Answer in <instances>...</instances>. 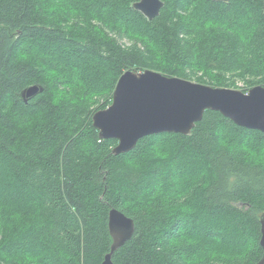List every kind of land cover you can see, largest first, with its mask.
Returning <instances> with one entry per match:
<instances>
[{"label": "trees", "instance_id": "obj_1", "mask_svg": "<svg viewBox=\"0 0 264 264\" xmlns=\"http://www.w3.org/2000/svg\"><path fill=\"white\" fill-rule=\"evenodd\" d=\"M136 1L0 0V264H101L113 208L136 225L115 264L263 257V131L206 110L114 154L93 115L131 69L264 86V0H163L153 20Z\"/></svg>", "mask_w": 264, "mask_h": 264}, {"label": "water", "instance_id": "obj_2", "mask_svg": "<svg viewBox=\"0 0 264 264\" xmlns=\"http://www.w3.org/2000/svg\"><path fill=\"white\" fill-rule=\"evenodd\" d=\"M164 4L163 0H138L133 7L153 20ZM37 91L38 87L32 86L27 95L33 96ZM206 110L220 111L239 126L264 132V86L257 85L245 92L172 77L152 69H131L118 79L111 105L94 113L93 125L101 138L118 140L113 153L122 154L133 150L149 135L190 134ZM260 223V244L264 249V213ZM135 228L131 217L118 209L110 210L113 243L101 264H115L113 255L132 238ZM257 264H264V254Z\"/></svg>", "mask_w": 264, "mask_h": 264}, {"label": "rangeland", "instance_id": "obj_3", "mask_svg": "<svg viewBox=\"0 0 264 264\" xmlns=\"http://www.w3.org/2000/svg\"><path fill=\"white\" fill-rule=\"evenodd\" d=\"M119 14H123L126 18H128L129 20H131V22H133V20H132V16H131L130 14L125 13V12H122V11H120ZM135 24H137V26H144L140 21H138V22L136 21ZM144 29H146V27H144ZM54 56H55V55H54ZM240 85H241V84H240ZM0 186H1V185H0ZM1 191L3 192V190H1V188H0V192H1ZM215 222H216V221H215ZM241 223H242V222H241ZM198 225L203 227V226L205 225V223H204V222H198ZM226 225L228 226L226 220H224L223 218L217 221V226H218L219 228H225ZM228 227H229V226H228ZM229 228H230V227H229ZM229 231H230V232H232V231H237V232H239V230L237 229V227L230 228ZM240 232H241V231H240ZM243 235H244V234L241 233V236H239V237L242 238ZM235 244H236L237 246L241 245L240 240L238 239V241H236ZM21 247H27V248H31V249H33V245L25 246V245H23V243L21 244ZM187 251L190 252L189 250H187Z\"/></svg>", "mask_w": 264, "mask_h": 264}]
</instances>
